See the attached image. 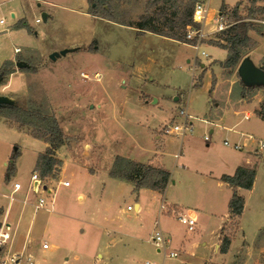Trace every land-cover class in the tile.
<instances>
[{
    "label": "rangeland",
    "instance_id": "1",
    "mask_svg": "<svg viewBox=\"0 0 264 264\" xmlns=\"http://www.w3.org/2000/svg\"><path fill=\"white\" fill-rule=\"evenodd\" d=\"M205 1L209 15L214 17L222 5L231 10L240 0ZM64 3L68 9L41 3L28 8L27 17L31 23L36 16L40 18V23L35 24L37 31L63 30L70 38H93L84 49L94 50V54L83 53L74 59L56 62L49 58H30L31 70L18 68L13 62V71L21 70L29 76L27 91L19 75L3 80V84L9 85H0V94L12 96L17 105L35 106L53 114L65 137L66 147L61 149L64 170L59 176L55 172L44 178L53 190L44 195L48 201L53 199V211L60 213L68 209L76 219L49 223L46 232L36 231L29 248L26 245L28 250L24 256L30 255L33 264H96L101 258L97 253L107 255V250L112 259L109 264H144L146 261L181 264V257L164 258L163 251H159L149 237L157 228L163 236L168 235L162 224L174 230L176 238L183 235L185 227L174 215L173 206L178 201L185 205L200 201L194 207H201L205 201L208 207L221 195V207L215 209L216 213H223L227 202L222 204V199L224 195L229 199V189L218 192L215 185L203 182L202 178L228 161L253 166L257 181L255 189L244 195L239 225L238 218L228 214L222 232L230 236L232 251L245 245L255 248L258 239L263 243L264 202L258 203V196L264 191V148L259 150L256 142H250L235 149L225 145L223 140L227 138L233 143L242 139L241 134H249L264 142V119L259 116L264 89L256 87L244 91L237 67H221L220 61L227 54L224 48L213 44L220 32L211 31L213 21L204 25L207 35L196 48L195 41L183 43L150 32L138 33L134 28L102 17H85L80 13L83 6L79 0ZM112 4L120 19L133 21L143 11L144 0H112ZM250 5V0L242 1L238 10L242 17L248 16ZM256 5L264 7V0H258ZM48 9L56 11L53 20L44 21L41 12ZM230 10L223 15L224 29L232 22L227 15ZM1 18L6 23L3 27L0 25V48L23 47L25 43L20 38L8 34L13 19L5 4L0 5ZM247 20L264 33V15L256 14ZM250 34L256 46L261 36L257 47L263 52L264 34ZM30 35L36 39L33 31ZM243 91L245 97L240 101ZM180 109H186L191 116V131L184 136L165 133L167 126L183 121L178 113ZM246 111H250L249 118L244 117ZM210 129H213L211 133ZM204 135H208L209 140H204ZM41 148L39 141L18 133L0 117V183L5 181L3 161L7 164L13 151H17V155L10 178L25 181L32 173L33 162ZM116 155L162 165L170 171L175 184L171 183L163 193L146 191L137 198L131 183L109 176ZM246 156L251 162L245 160ZM86 165L95 171H88ZM222 168L230 170V167ZM65 180L69 186L58 182ZM78 189L84 196L82 200H78L74 192ZM136 200L142 205L139 212L133 208ZM162 202L166 208L158 211ZM128 205L132 208L127 209ZM49 214L38 210L33 216V226L38 228ZM207 227L208 231L213 225L209 223ZM43 241L49 245L48 249L42 248ZM210 250L199 244L196 247L197 252H208V257ZM240 252H244L243 249ZM4 254L0 252V258ZM201 254L198 259L186 257L185 260L204 264L205 256ZM243 256L238 255L235 262L244 263ZM247 258L249 261L245 260V264H264V259L250 261V257ZM210 261H214L213 258ZM19 264H25L23 259Z\"/></svg>",
    "mask_w": 264,
    "mask_h": 264
},
{
    "label": "crops",
    "instance_id": "2",
    "mask_svg": "<svg viewBox=\"0 0 264 264\" xmlns=\"http://www.w3.org/2000/svg\"><path fill=\"white\" fill-rule=\"evenodd\" d=\"M54 1L56 3H53L52 1H49V0H2L0 2V5H3V4L7 5V12H9L10 17L13 19L12 28L11 30H9L8 34L14 35L20 38L25 43L23 47H19L18 45H15L13 46L11 50H6L5 48L1 47L0 48V67L7 61L14 62L15 66H16V62H23V63H26L27 66L31 67V61L28 59L34 58V57L39 58L41 60H43L44 58H49L51 61L56 62V61H62L65 59H69V60L71 58L74 59L75 57H77L80 54L82 55L83 53L91 54V55L94 54V50L88 51L87 49H84L93 41V38L91 39V37H86L84 38V40H78L77 38H70V36H68L67 33L64 32L63 30H61V32L54 31V30H47V29H43L41 31L35 30V24L40 23L41 20L36 21V19L39 18L36 16L33 19L34 24L31 23L30 19L27 17L28 8L31 9V8H34L35 6H40L41 3L45 4L48 7L56 6V7H61V8H67L64 3L67 0H54ZM79 1L80 3H82V6H83V10L80 11V13H82L85 17L92 16L91 14L88 13L87 1L86 0H79ZM55 11L56 10H51V9L50 11L49 9L48 11L43 10L41 12L42 19L44 21L47 20L48 18H51V20H53V12ZM1 19H4V18H1ZM112 22L116 23L114 21ZM5 23L6 21L4 19V22L0 23V25L3 27ZM22 23H25L26 26H22L21 25ZM119 25H122V24H119ZM122 26H126V25H122ZM131 28H134V27H131ZM32 31L36 35V39L32 38V36L30 35ZM260 38L258 39V45L261 44ZM257 46L251 51H249V53L251 54L248 56L252 59L253 62H257L256 64L262 65L264 67V51L260 52ZM15 48H20V50L15 51ZM62 49H70V50H68L65 54L56 55L53 59L50 58L51 54L59 52ZM204 56H206V53ZM16 75H19L24 80V83H25L24 91H27L26 82L29 76L24 71L16 69L15 71H12L8 75H6V77L4 76L3 80H9L11 77L16 76ZM2 82L0 84L2 87L9 85L8 83L3 84ZM9 97L13 98L12 96H9ZM244 97H241L240 101H242ZM244 116H247L245 118H249L250 111H246L244 113ZM0 117L3 119L4 123L10 128L14 129L20 134L29 136L32 139L37 140L41 143L42 148L40 151L37 152L36 158L38 154L43 152L45 148L48 146V143L45 142L43 139H38V138L33 137L27 128H18L14 122L11 123V121L5 119L4 117L2 116ZM216 125L217 124H215L214 126ZM212 131L213 129H210L209 132L211 133ZM241 138H242L241 140L233 142V143H239L240 145H242L241 148L247 146L250 142L257 143L258 141L256 140L254 136L249 135V134L248 135L241 134ZM224 140H227V138H225ZM233 143H230V144H233ZM63 147H66L65 143L61 145L60 147H58L55 150V154H54V156L57 159L61 160L62 162V165L60 166V169L58 171V176L62 174L64 167H65V161L64 159L61 158V149ZM263 148H264V145L263 147L257 146V149L259 150ZM36 158L33 162V167H32L31 172L34 171V165L36 162ZM245 160L247 162L248 161L251 162L248 156L245 157ZM3 165L6 166V161H3ZM222 166H225V168L230 167V170L224 169L222 168ZM237 166H239L238 162L231 163V161H228L226 165L221 164L219 167H216L214 170H210L209 176L203 177L202 181L207 184L215 185V187L218 189V192H221L222 189L225 191V189L228 188L230 191V193H228L229 199H230L232 195V188L226 182L222 181L220 179V176L223 174H229V175L233 174ZM244 166H246V164H244ZM86 167L88 171L90 172L95 171V170L93 171L92 169H90L91 167H89L88 165H86ZM247 167H251V166L247 165ZM29 177L25 179V181H21L20 179L13 177L12 179L11 178H9L8 180L5 179V181L0 183V209H1L0 226L1 224L10 225V230H9L10 237L7 240L6 244L3 247H1V250H0V252H5L4 255L24 253L29 248L28 244L35 239L33 236L36 233V231L39 232L40 229H42V232H46L45 230H47V227H48L47 225L49 223L56 224L62 221L69 222V220L76 219L75 215L73 213L71 214V212L69 213L68 209L65 211H60V213L59 211H56V210L53 211V199H52V202L48 204L47 209L45 208L36 209L34 205L35 204L34 198L27 191V187L30 182ZM212 177H215V178L212 179ZM113 179H116V178H113ZM254 179H255L253 182L254 184L252 185L250 189L237 188V192L243 197L246 192L247 193L252 192L255 189V185L257 181V174ZM14 182H20L21 188L18 190H15L13 187ZM171 183L175 184V182L171 181L170 183H168V185L163 191L152 190L148 188L140 189L137 192V198H139V196L142 193H145L146 191H151L152 193H159V194L163 193L171 185ZM69 185L70 183L67 186ZM74 192L78 200L83 199L84 196L79 189ZM220 196L216 200H214V203H211V205H209L208 207L205 206V201L204 203L202 201L201 207L199 206L194 207L195 205L200 204V201L198 200H197V203H194V205H185L181 201H178L177 203H175L174 206L172 205L174 207V215L176 216L177 219L179 215L185 214V213H193L196 216L195 230L192 231V233L191 232L187 233L188 231L185 228V231L183 232V235L180 238L179 236L178 238L175 237L174 230L171 231V228L167 224H162V229H164V231L169 232L168 235H166L167 233L164 234L165 235L164 238L167 240L166 250L175 251L177 255L174 258L181 257L180 258L181 264L184 261L186 262L185 259H188L186 257L198 259V256H200L201 253L203 254V252L196 251V247L198 246V244L201 246H204V248H206L207 250L211 249L210 257H208V252H204L203 254L205 256V258L203 259L204 264H230V263L231 264L232 263L241 264V261L235 262L236 259L238 258V255L240 254L244 255L243 256L244 263L242 264H245V260L249 261V258H247L248 256L251 259L250 261L252 260L256 261L257 259H260V260L264 259V246H263L264 242L262 241L263 243H260V239H258L259 242H257L258 245L255 248H252V247L249 248L248 246L245 245L235 251L231 250L232 240H230L228 249L225 252L220 251V245L222 242V237L224 235L222 232V228L225 226L224 224H225V221L228 219V214H229L228 213L229 199H227L228 197L226 198V195H224L222 199V204L223 202L224 203L227 202V207H225V210L223 211V213H225L227 216L224 215L223 213H216L217 210L215 208L217 206L221 207ZM260 202H264V191L259 193L258 203ZM133 208L137 212L141 211L142 210L141 202L139 200H136L133 204ZM226 208H227V212H226ZM243 208H244V205H243ZM40 209L50 212L51 215L50 214L47 215V219H45V222L43 221L41 225H39V227L36 228L37 226H33V223H32L33 216H34V213H36ZM158 211H160V208ZM217 216H219L218 220H217ZM224 217H226L225 220H223ZM214 220L216 221V225H215ZM209 223L210 225H213V227H210V229L207 231V228H208L207 226ZM238 225H239V217H238ZM237 229H239V226ZM150 238H151V235L149 237V240ZM43 243H46V242L43 241L42 244ZM26 245L28 246V248H26ZM167 246L171 248V250H169ZM48 248H49V245L47 248H43V249H48ZM242 249L244 252H240V250ZM96 252H99V251L96 250ZM105 252H108V254L102 255V253L100 252L97 253L98 255L99 254L101 255V258L97 260L96 264H105L107 260H108V264L111 262L112 259H111L110 251L105 250ZM207 257L208 259H206ZM164 258H168V257L164 256ZM211 258H213L214 261H210ZM120 260L122 261V258Z\"/></svg>",
    "mask_w": 264,
    "mask_h": 264
},
{
    "label": "trees",
    "instance_id": "3",
    "mask_svg": "<svg viewBox=\"0 0 264 264\" xmlns=\"http://www.w3.org/2000/svg\"><path fill=\"white\" fill-rule=\"evenodd\" d=\"M86 1L89 5L88 13L93 16L134 27L138 33L150 32L183 43H193V40L186 39V30L188 26H195L192 21V12L194 4L198 0H144L143 11L133 21L120 19L116 14L112 0ZM242 1H238L231 10L225 5H222L219 10L222 16L227 13V10H230L227 15L232 19V22L224 30H221L216 36V40L213 41V44L224 48L227 52L225 59L220 64L223 69L236 68L241 59L255 48L257 43L251 38L250 32H255L258 35L263 34V30L255 27L247 18L252 19L256 14L264 15V7L256 5L258 0H250L251 5L248 9V16L242 17L238 12ZM21 25L26 26L25 23ZM12 63L11 61L5 62L0 67V74L6 76L12 72ZM28 69L32 68L29 67ZM241 84L244 91H252L254 88L260 87L259 85L246 86L242 82ZM244 91L241 94L242 97L245 96ZM0 116L13 121L18 128H27L33 137L43 139L48 143L45 150L38 154L34 165V171L41 178L51 176L59 171L62 162L54 154L55 150L64 144L65 137L57 118L53 114L44 113L35 106L12 105L0 107ZM259 116L264 119V102L261 105ZM16 155L17 151H13L6 164V180L10 178L14 171ZM109 176L131 183L135 193L143 188L163 191L168 183L172 181L168 169L151 163L138 162L120 155L115 156L109 170ZM254 178L255 168L242 165L237 166L233 174L220 176V179L232 188V195L228 201L230 217L238 218L243 210L244 197L237 192V188L250 189ZM230 240L229 235H223L220 245L221 252L228 249Z\"/></svg>",
    "mask_w": 264,
    "mask_h": 264
},
{
    "label": "built area",
    "instance_id": "4",
    "mask_svg": "<svg viewBox=\"0 0 264 264\" xmlns=\"http://www.w3.org/2000/svg\"><path fill=\"white\" fill-rule=\"evenodd\" d=\"M211 17V18H210ZM40 18L36 19V21H39ZM213 21L214 25L211 28V31H221L224 29V19L223 16L220 13H217L214 17L209 15V7L207 5V1L205 0H198L195 2L192 12V21L195 23V26H188L186 30V39L187 40H193L196 42L194 45L196 48L200 44L201 40L206 37V32L204 31V25L208 21ZM4 19H0V23H3ZM210 31V30H209ZM210 31V32H211ZM20 48H15V51H19ZM203 55H205L204 52H202ZM84 76H87V74H83ZM97 75V74H95ZM86 77V78H87ZM179 115L183 117V121L180 123L175 122L172 126H167L165 128V133L168 134H174L179 136H184L186 132H190L192 129V122L190 121L191 116L187 113L186 109H180ZM247 117V116H244ZM204 140H209L208 135H204ZM225 145H229L235 149H240L242 145L239 143H233L230 144L227 140L223 141ZM264 142L262 140L257 141V146L263 147ZM64 186H67L69 183L68 181H58ZM13 187L15 190H18L21 188L20 182H14ZM28 193L33 196L35 200V208H48V204L52 202V199L48 201V198L44 195L45 193H51L53 192L52 187L45 181L44 178H41L36 171H33L30 175V182L27 187ZM132 207L130 205L127 206V209H131ZM166 208V205L164 202L160 204V209ZM178 220L181 224L184 225L186 230L188 232H192L195 230L196 226V216L193 213H185L178 216ZM10 225L9 224H1L0 226V248L3 247L7 240L10 237L9 234ZM150 241L158 248V250L163 251V255L168 258H174L176 257L175 251H167L166 250V244L167 240L164 238L163 233L161 230L155 229L153 234L151 235ZM43 248H47L48 244L43 243ZM23 259L25 264H33V261L31 260L30 255L24 256L23 253H17V254H6L2 258H0V264H19V262ZM144 264H152L149 261H146ZM182 264H191L188 262H182Z\"/></svg>",
    "mask_w": 264,
    "mask_h": 264
},
{
    "label": "water",
    "instance_id": "5",
    "mask_svg": "<svg viewBox=\"0 0 264 264\" xmlns=\"http://www.w3.org/2000/svg\"><path fill=\"white\" fill-rule=\"evenodd\" d=\"M68 50L70 49H62L59 52L51 54L50 58L53 59L56 55L65 54ZM16 66L21 68L26 67L27 64L23 62H16ZM236 73L244 85H259L264 89V67L262 65H256L249 56H245L241 59L237 66ZM3 77L4 76L0 74V84ZM12 105H17L13 98L0 94V107Z\"/></svg>",
    "mask_w": 264,
    "mask_h": 264
}]
</instances>
